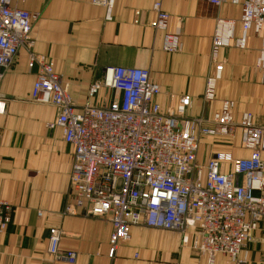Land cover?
I'll return each mask as SVG.
<instances>
[{"label":"built area","instance_id":"1","mask_svg":"<svg viewBox=\"0 0 264 264\" xmlns=\"http://www.w3.org/2000/svg\"><path fill=\"white\" fill-rule=\"evenodd\" d=\"M24 2L25 0H21ZM214 7H240V36L234 23L218 19L211 42L212 71L206 76L204 103L213 102L221 79L222 48L245 50L249 35L260 38L255 68L264 82V0H199ZM105 9L106 20L114 0H91ZM156 31H166L170 17L162 0L152 6ZM38 15L18 9L12 0H0V82L22 48L31 49V31ZM178 30L166 34L163 50H180ZM28 68H37L29 101L51 106L57 128L71 149L69 184L73 207L86 216L105 218L111 226L107 257L130 240L135 227L179 233L183 245L214 264L224 257L232 264H247L246 247L254 233L264 232V126L251 113L234 117L235 103L225 100L209 118L189 116V96L177 99L172 111L155 102L160 88L147 69L106 67L88 91V101L76 105L53 62L32 52ZM101 91L108 96L92 104ZM5 106L0 101V117ZM238 138L239 146L216 150L206 163L198 159L206 138ZM230 139V140H229ZM247 156H236L235 153ZM12 207L0 201V236L12 218ZM62 233L51 229L48 253L57 263L76 264L73 251L60 253Z\"/></svg>","mask_w":264,"mask_h":264},{"label":"crops","instance_id":"2","mask_svg":"<svg viewBox=\"0 0 264 264\" xmlns=\"http://www.w3.org/2000/svg\"><path fill=\"white\" fill-rule=\"evenodd\" d=\"M90 1L12 0L14 7L37 14L38 19L31 31L32 48L19 51L0 82V101L5 106L0 117V201L13 210L7 230L0 236V264H64L48 253L51 229L61 231L59 251L75 252L76 264H206L189 245L182 244L179 233L145 227L133 228L130 240L119 245L112 259L107 257L109 221L86 216L73 207L68 179L71 149L59 129L47 128L56 111L29 101L37 68H28V53L53 62L55 73L78 106L88 101L89 88L101 78L104 68H138L149 70L151 81L159 86L155 102L163 112L172 111L179 97L189 96V116L208 118L229 100L225 88L230 85L246 95L264 94L262 77L255 68L260 38L251 33L245 50L221 49L218 60L224 67L216 97L204 103L205 79L213 66L210 51L216 21H232L234 38H239L240 7L162 0L170 20L166 31H156L151 26L156 0H114L110 20H106L104 8ZM176 30L180 50L168 53L163 50L164 37ZM108 94L101 91L92 104L101 105ZM236 105L234 117L239 120L245 111L238 115ZM246 252L247 264H264L263 231L254 233ZM214 264L232 263L218 256Z\"/></svg>","mask_w":264,"mask_h":264},{"label":"rangeland","instance_id":"3","mask_svg":"<svg viewBox=\"0 0 264 264\" xmlns=\"http://www.w3.org/2000/svg\"><path fill=\"white\" fill-rule=\"evenodd\" d=\"M262 84L264 86V82H262ZM230 86L231 87L225 88L228 94L227 98L237 104V111L239 112L238 115L241 112L248 111L254 115L256 123L264 126V94L249 93L246 95L244 92L241 93L240 90H237L234 85ZM235 89L237 91H235ZM238 146L237 136L230 142H228V139L225 138H206L201 143L199 148V155L202 157L200 158V163H204L213 151L226 150L231 147L237 148Z\"/></svg>","mask_w":264,"mask_h":264}]
</instances>
